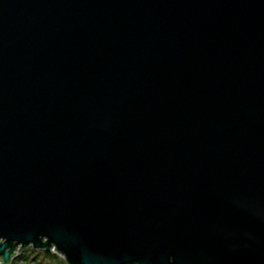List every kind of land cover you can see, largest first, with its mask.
<instances>
[{"label":"water","instance_id":"95a60500","mask_svg":"<svg viewBox=\"0 0 264 264\" xmlns=\"http://www.w3.org/2000/svg\"><path fill=\"white\" fill-rule=\"evenodd\" d=\"M264 264V0H0V264Z\"/></svg>","mask_w":264,"mask_h":264},{"label":"rangeland","instance_id":"374dc122","mask_svg":"<svg viewBox=\"0 0 264 264\" xmlns=\"http://www.w3.org/2000/svg\"><path fill=\"white\" fill-rule=\"evenodd\" d=\"M19 250L16 254L19 256L14 260V264H68L65 259L54 252L47 253L43 249H34L32 246Z\"/></svg>","mask_w":264,"mask_h":264},{"label":"built area","instance_id":"2783aa9c","mask_svg":"<svg viewBox=\"0 0 264 264\" xmlns=\"http://www.w3.org/2000/svg\"><path fill=\"white\" fill-rule=\"evenodd\" d=\"M17 252H18V251H17ZM50 252H54V253L60 255L63 259H65L64 255L61 254L59 251H57V250H55V249H53V250L50 251ZM16 254H17V253H16ZM15 258H16V257H15ZM15 258H14V259H15ZM14 259H13V261H14ZM13 261H12V262H13ZM1 262H3V261L0 259V263H1Z\"/></svg>","mask_w":264,"mask_h":264},{"label":"trees","instance_id":"16d2710c","mask_svg":"<svg viewBox=\"0 0 264 264\" xmlns=\"http://www.w3.org/2000/svg\"><path fill=\"white\" fill-rule=\"evenodd\" d=\"M44 251H45V250H44ZM46 252L48 253V251H46ZM18 256H19V255H17L16 258H17ZM16 258H15V259H16ZM24 258H27V257H24ZM15 259H14V260H15ZM11 264H14V261H13ZM37 264H39V263H37Z\"/></svg>","mask_w":264,"mask_h":264}]
</instances>
